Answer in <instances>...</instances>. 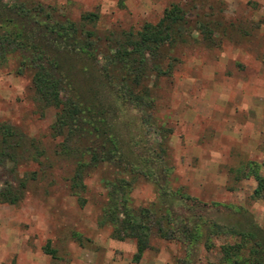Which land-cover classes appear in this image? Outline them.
Instances as JSON below:
<instances>
[{
	"label": "rangeland",
	"instance_id": "374dc122",
	"mask_svg": "<svg viewBox=\"0 0 264 264\" xmlns=\"http://www.w3.org/2000/svg\"><path fill=\"white\" fill-rule=\"evenodd\" d=\"M33 1L54 9L61 22L77 23L92 13L95 21L84 28L113 40L154 25L172 5L184 13L179 37L158 54L164 65L170 62L169 74L155 81L148 76L142 88L153 101L151 117L166 130L162 162L170 172L140 141L133 113L124 109L116 128L137 170L151 174L161 190L182 195L172 217L199 224L200 234L173 241L150 236L134 262V242L112 239L110 227L98 224L108 191L103 179L113 171H90L84 203H77L66 187L72 157L56 156L60 138L50 134L56 110L39 105L30 73L17 72V57L9 56L0 64V123L32 140L42 156L40 164L22 153L16 164L0 165V189L15 185L22 173L36 172L17 204H0V264H219L218 247L233 240L228 234L211 236V221L256 232L264 242V196L253 197L257 179L264 180V0ZM54 53L74 88L98 86L100 59L90 62L69 49ZM161 172L167 173L163 179ZM156 190L139 177L130 205L157 204ZM192 201L196 206L188 208Z\"/></svg>",
	"mask_w": 264,
	"mask_h": 264
},
{
	"label": "trees",
	"instance_id": "16d2710c",
	"mask_svg": "<svg viewBox=\"0 0 264 264\" xmlns=\"http://www.w3.org/2000/svg\"><path fill=\"white\" fill-rule=\"evenodd\" d=\"M53 14L54 9L33 0H0V64L9 56L17 57V72L30 73L36 101L41 107L56 110L50 134L52 138H60L56 156L72 157L73 167L66 179L68 193L81 206L84 179L89 172L96 168L113 171L103 179L108 191L98 224L110 227L112 239L134 242V262L148 248L150 236L166 241L197 238L199 224H192L193 221L183 216L178 221L172 217V209L182 206L179 202L182 195L177 198L161 190L151 174L137 170L116 128L124 109L133 113L140 141L143 139L147 152L159 166L170 172L162 162L166 130L150 115L153 101L144 95L143 83L150 75L155 81L169 74L170 62L164 65L158 54L172 46L175 36L179 37L184 13L172 5L154 25L144 24L136 34H124L116 40L108 36L100 38L84 28L85 23L95 21L92 13L81 15L77 23L61 22ZM65 49L84 55L90 62L102 61L98 86L94 84L93 89L84 91L74 88L67 70L60 67L54 53ZM22 153H26L25 160L40 164L38 158L42 151L37 145L11 125L0 123V165L16 164ZM161 173L163 179L167 173ZM35 175L36 172L22 173L15 185L7 184L0 189V204H17ZM139 177L156 186L157 204L137 208L130 205L129 193ZM257 180L255 198L264 196V180ZM187 206L192 208L196 203L192 201ZM207 227L211 236L228 234L233 240L218 247L219 264H264V242L256 232L237 231L213 221ZM204 245L211 247L208 241Z\"/></svg>",
	"mask_w": 264,
	"mask_h": 264
}]
</instances>
